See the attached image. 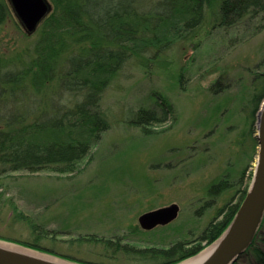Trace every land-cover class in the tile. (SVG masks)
I'll use <instances>...</instances> for the list:
<instances>
[{"label":"rangeland","instance_id":"1","mask_svg":"<svg viewBox=\"0 0 264 264\" xmlns=\"http://www.w3.org/2000/svg\"><path fill=\"white\" fill-rule=\"evenodd\" d=\"M260 23L226 29L208 16L196 36L165 51L160 66L129 63L102 93L110 127L74 172L21 170L0 177V241L82 264H138L96 239L165 247L196 238L223 216L226 204L248 188L255 167L264 104L257 95L264 74ZM34 38L13 14L0 31V63ZM157 98L171 104L170 118L148 132L133 125L134 112L154 108ZM218 181L229 188L211 196L208 188ZM171 203L180 207L172 222L140 226L142 213ZM257 237L255 247L264 251V225ZM234 263L262 264L253 249Z\"/></svg>","mask_w":264,"mask_h":264},{"label":"trees","instance_id":"2","mask_svg":"<svg viewBox=\"0 0 264 264\" xmlns=\"http://www.w3.org/2000/svg\"><path fill=\"white\" fill-rule=\"evenodd\" d=\"M48 1L33 41L0 63L5 64L0 68V177L21 170L74 172L110 127L100 105L102 93L129 63L160 66L165 51L196 36L206 17L226 29L254 19L264 27V0H154L150 6L137 0ZM13 14L10 1L0 0V31ZM262 83L258 96H264V74ZM172 112L168 100L157 98L154 108L137 109L131 123L152 131ZM228 188L226 181H218L208 193L216 197ZM246 190L194 239L141 248L96 240L138 264H175L221 235ZM263 225L264 217L259 231ZM258 233L246 252L253 249L264 264V251L255 247Z\"/></svg>","mask_w":264,"mask_h":264},{"label":"water","instance_id":"3","mask_svg":"<svg viewBox=\"0 0 264 264\" xmlns=\"http://www.w3.org/2000/svg\"><path fill=\"white\" fill-rule=\"evenodd\" d=\"M9 1L28 33L38 27L50 8L48 0ZM256 139L258 149L251 182L232 219L221 235L206 248L210 250V254L200 264H233L250 247L259 231L264 217V104L257 116ZM179 210L177 203H171L142 213L138 217V222L143 229L150 230L172 222L178 216ZM0 264L82 263L0 241Z\"/></svg>","mask_w":264,"mask_h":264},{"label":"bare ground","instance_id":"4","mask_svg":"<svg viewBox=\"0 0 264 264\" xmlns=\"http://www.w3.org/2000/svg\"><path fill=\"white\" fill-rule=\"evenodd\" d=\"M209 251H210L209 249H206V250L200 252L198 255H194V256H191L189 258H186V259H184L185 261L184 260L180 261V263H178V264H200L204 259H206L208 257V255L210 254Z\"/></svg>","mask_w":264,"mask_h":264}]
</instances>
